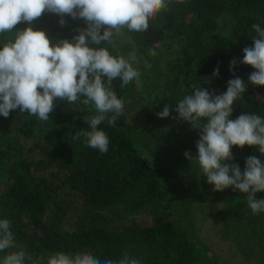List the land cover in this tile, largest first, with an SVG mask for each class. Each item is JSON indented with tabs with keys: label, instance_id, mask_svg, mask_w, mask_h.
<instances>
[{
	"label": "trees",
	"instance_id": "16d2710c",
	"mask_svg": "<svg viewBox=\"0 0 264 264\" xmlns=\"http://www.w3.org/2000/svg\"><path fill=\"white\" fill-rule=\"evenodd\" d=\"M60 19L45 11L33 27L55 43L71 40L87 26L83 19L68 15L63 17L64 25ZM253 24L264 27V0H168L167 9L149 20L147 31L130 33L141 45L175 40L178 52L171 68L185 75L186 89L195 85L219 95L230 79L240 77L247 88L243 99L234 101L230 118L248 113L264 117V86L250 83L248 77L256 70L239 62L243 49L254 46ZM25 27L26 22L16 25V29ZM101 46L117 56L111 44ZM234 58L237 64L230 71ZM217 67L219 75L213 76ZM120 84L119 79L112 84L118 98L123 92ZM185 95L178 93L177 103ZM54 105L48 121L19 109L7 118L0 116V167L7 174L0 187V219L11 221L14 234V246L7 251L23 249L32 256L26 264L56 251L90 252L117 261L133 252L155 260L154 264H208L195 259L191 233L172 212L173 191L135 145L132 133L102 122L98 128L108 136L109 145L108 152L101 154L85 146L82 138L72 139L76 131L88 129L90 118L63 109L59 98ZM27 142L32 144L29 149ZM33 145L41 157L32 152ZM231 152L233 160L226 162L238 164L241 171L249 156L264 162L257 146H232ZM49 167L47 174L39 173ZM143 208L152 210L150 221L128 216ZM73 218H77L74 227L65 226ZM5 254L0 253V259Z\"/></svg>",
	"mask_w": 264,
	"mask_h": 264
},
{
	"label": "clouds",
	"instance_id": "9594fccd",
	"mask_svg": "<svg viewBox=\"0 0 264 264\" xmlns=\"http://www.w3.org/2000/svg\"><path fill=\"white\" fill-rule=\"evenodd\" d=\"M168 0H0V116L7 118L12 110L36 116L48 121L54 110V101L59 98L75 105L77 102L91 106L96 114L88 119V129L76 131L72 139L82 138L85 146L108 152L109 138L98 128L107 119L109 126H116L117 118L123 115L124 101L112 88L119 79L124 88L133 81L141 86L140 72L133 67L134 55L129 59L113 56L101 45L113 42L114 34L123 29L128 32H145L149 20L162 9H167ZM45 11L58 14L60 25L63 17L83 19L87 25L78 29L71 40L50 41L45 31L34 29L33 24ZM26 22L27 27L16 29ZM255 35L252 47L243 49L242 64L250 65L253 71L248 80L253 85L264 86V27L253 24ZM154 54V53H153ZM131 61V62H130ZM237 60L230 62V71ZM219 75V67L213 76ZM247 84L240 77L227 82L222 94L210 93L203 87L193 85L191 94L178 101L175 108L169 104L157 113L161 119L172 111L194 129L200 130L196 141L198 154L193 157L184 153L190 161L195 159L207 183L213 191L231 187L245 193L247 205L253 214L264 212V199L256 193L264 191V162L249 156L241 171L233 160L232 146H257L264 155V117L257 114H241L231 119L233 103L243 99ZM155 100V97H153ZM11 221L0 219V253H6L0 264H26L32 256L23 249L7 251L14 246ZM141 264L133 257L125 256L119 261L100 259L90 252L65 253L56 251L40 256L34 264Z\"/></svg>",
	"mask_w": 264,
	"mask_h": 264
},
{
	"label": "rangeland",
	"instance_id": "374dc122",
	"mask_svg": "<svg viewBox=\"0 0 264 264\" xmlns=\"http://www.w3.org/2000/svg\"><path fill=\"white\" fill-rule=\"evenodd\" d=\"M111 46L117 56L129 59L130 56L134 55L136 60L133 67L141 74L140 87H137L135 81H133L123 88L122 95L119 98L124 101V110L123 115L117 118L116 124L132 133L135 145L140 148L143 155L149 158L152 166L169 184L175 198L172 207L173 215L180 219L191 233L195 259L198 263L205 261L208 264H213L212 254L201 244L197 234L195 236L192 229L193 225L188 221L190 202L188 196L184 194L187 188L184 189L183 187V179L188 188L194 187V183L186 178V174L188 171H191L190 173L194 172V167L191 168L190 163L195 159L190 161L184 158V153L188 151L193 157L198 154L196 141L199 139L200 130L192 128L188 122L179 119L178 113L175 111H172L167 118L161 119L157 116V113L167 104L175 108L178 93L187 95L193 91V85L186 89L185 75L171 68L172 63L176 60L178 44L175 40H166L153 45H141L135 41L130 32L123 29L119 34H114ZM153 97H155V100H153ZM59 104L63 109L67 110L69 108L84 118H91L96 114L95 109L91 106L78 103L72 105L60 99ZM26 145L28 149L32 146L30 142H27ZM33 149L32 152L40 154L34 148V145ZM39 156L41 157V155ZM183 159H185L184 162ZM50 170L52 169L49 167L39 173L47 174ZM6 180L7 174L0 167V187L5 185ZM231 192L234 196L232 203L245 214L246 217H243L242 220L248 223L255 240L264 249V212L253 214L247 205V194L238 190L233 191V189ZM63 193L68 200H74L73 195ZM189 194H192V192ZM256 198L264 199V191L257 192ZM74 202L76 206L82 207L78 200ZM53 204L54 202L51 205ZM151 211L150 208H143L138 212L129 213L128 216L134 217L138 221H150L152 218ZM71 212L70 209L66 216L68 217ZM51 213L52 206L48 211V214ZM76 219L73 218L71 222L65 223V226L73 228ZM212 231L216 230L211 229L209 231L214 235ZM126 255L138 259L141 264H154L156 262L150 258L147 259L144 255L133 252L126 253L124 257Z\"/></svg>",
	"mask_w": 264,
	"mask_h": 264
},
{
	"label": "flooded vegetation",
	"instance_id": "af4514ba",
	"mask_svg": "<svg viewBox=\"0 0 264 264\" xmlns=\"http://www.w3.org/2000/svg\"><path fill=\"white\" fill-rule=\"evenodd\" d=\"M190 165L194 172L188 171L186 178L194 187L188 188L183 179V187L187 188L184 194L190 202L188 221L195 236L212 254L213 264H264V249L248 223L242 220L245 214L232 203V189L213 191L214 186L207 183L196 160ZM211 229L216 230L212 231L214 235L209 232Z\"/></svg>",
	"mask_w": 264,
	"mask_h": 264
}]
</instances>
